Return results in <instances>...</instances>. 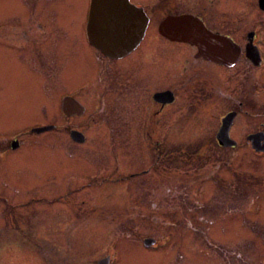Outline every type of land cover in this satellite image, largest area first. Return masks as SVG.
Wrapping results in <instances>:
<instances>
[{
	"label": "rangeland",
	"instance_id": "374dc122",
	"mask_svg": "<svg viewBox=\"0 0 264 264\" xmlns=\"http://www.w3.org/2000/svg\"><path fill=\"white\" fill-rule=\"evenodd\" d=\"M81 1L85 0H0V24L11 28L19 18L18 25L25 27L32 21L28 4H34L36 15L47 9L48 15L62 17L72 9L77 12ZM251 2L210 3L215 15L226 11L222 16L227 23L231 19L240 21L234 23L235 27L243 25L237 36L257 29L264 37V13ZM183 6L197 8L190 2ZM252 6L259 11L255 13ZM162 7L157 15L153 14L141 46L163 49L166 70L173 63L166 65L168 54L175 50L157 32L160 20L167 15ZM150 49L146 48L148 54ZM179 51L181 57L188 53ZM2 59L5 62L1 64L12 71L0 67V83L7 77L19 94L13 103L0 102V138L33 121L56 126L50 133L29 138V145L12 155L11 164L0 163V185L47 192L46 199L21 194L0 199V264H96L110 251L115 264H264V156L259 158L244 145L245 136L259 128L258 121L264 123L261 68L246 61L216 73L205 65L202 69L186 66L184 73L191 71L197 79L198 73H207V90L198 83L188 91L179 89L178 102L168 109V121L159 134L143 125L147 94L129 93V105L123 107L122 113L129 118V124L125 132L114 138L109 123L92 119L100 108V86L91 96L81 97L88 110L85 117L63 119L58 116L57 101L28 95L29 85H22V79H26L23 68L7 49ZM181 59L175 58L173 67L179 70L173 83L183 68L181 62L177 66ZM129 62L134 64L132 60L126 63ZM51 67L56 70V65ZM66 67L67 63L63 71L59 66V75H47V84L52 86L47 87L48 95L57 87V91L61 89L66 76H76L66 73ZM126 75L125 84L129 87L153 88L149 83L143 86V75H138L136 69ZM29 80L36 81L32 77ZM170 84L167 81L163 87ZM217 88L223 91L222 96L217 95ZM39 94L44 96L46 88ZM103 99L111 117L114 97L104 92ZM180 99L185 101L180 103ZM238 102L243 103L242 113L246 112L233 130L240 144L234 149H223L215 139L220 118L237 110ZM183 104L187 105L185 111ZM257 104L261 107L255 118ZM70 129L82 132L87 146L73 144ZM111 143L117 144L116 149ZM156 158L161 163L158 172L155 166L146 178L147 192L127 197L128 191L139 189L138 184L129 185L128 174L151 168ZM49 175L56 176L65 187L50 193ZM145 239H154L156 246L144 247Z\"/></svg>",
	"mask_w": 264,
	"mask_h": 264
},
{
	"label": "flooded vegetation",
	"instance_id": "af4514ba",
	"mask_svg": "<svg viewBox=\"0 0 264 264\" xmlns=\"http://www.w3.org/2000/svg\"><path fill=\"white\" fill-rule=\"evenodd\" d=\"M226 1L227 0H219L218 5H220L221 2L226 3ZM129 2L135 7L141 9L148 20L147 28L142 41L130 53L125 54L120 58H112L104 55L99 49L89 43L86 33V26L88 21L90 0L81 1L82 4L78 7L77 12L76 10L74 11L72 9L67 14H62V17L58 15H52V13L48 15L49 12L47 13V9L45 12L43 10L40 14L36 15V8L33 7L34 4H28V11L32 17V21L25 27L22 26L20 28V26L18 25L20 20L19 18L16 19L15 25L11 28H5L0 24V67L5 66L8 71H12L11 67L1 64L2 62H5L2 59V55L4 54V49H7L10 57L13 60L15 59L17 61L16 63L18 65L20 64L23 68V70L21 71L25 73L26 79H22V85H29L27 87V89L30 90L28 95L42 96L45 101H49V98L50 100H52V102L57 101L59 105L58 116L60 115L63 119H81L85 117L88 110L86 106L81 102V97L83 98V95L91 96L90 93H93V90H95L96 87L100 86L102 91L98 93H100L99 97H101L102 102L100 101L99 112H97L95 115H93V118H91L93 119V121L101 120L104 124L109 123L111 125L109 127V132L114 138H116V135L119 132H125L127 129L126 124H129V118H125V116L122 114L123 107L129 105V103L126 104V101H128L129 93H131V96L134 93L139 94L141 92H145L147 94L145 112L143 115V125L145 124V128L147 127L149 128V130L155 131L157 134H159L162 132L163 128L165 127V123L168 121V109L176 105L178 102L176 93L179 89L188 91L192 85L198 83V85L202 87L203 90H207L204 84L206 82V78L208 77L207 73H198L197 79L196 75L191 71H187L184 73V69L186 66L188 67V69H190L191 65L196 66V68L202 69V65H205L208 68L215 70L214 73H216V71L220 72V70L232 69L240 64V61H246L251 64L252 67L262 69V73L259 75V77L260 79L264 80V37L262 36L261 32L257 29H253L251 31H247L245 35L237 36V34L239 33V29L242 28L243 25L235 27L234 23H238L240 21L233 19H231V22L227 23V21L224 20L226 18L222 16V14L226 13L225 10L222 14L215 15L212 12L211 8V3L213 2V0H148L147 2H144L143 0H129ZM189 2L196 4L197 8H195L194 10L183 8V5ZM252 2H255V6H257V9L261 10L264 13V10L261 9L260 6L261 0H252ZM252 2L251 5H253ZM163 5L165 6L164 8L167 11V15H165L164 18H166L167 16L190 15L201 21L207 28V30L211 31L212 33L231 39L233 43H235L239 47L240 54L237 62L231 67L209 62L203 57L197 55L198 50L195 47L186 43L171 42L164 38L158 32V25L157 32L159 36L162 39H165L167 42L173 44L174 48L172 49L175 50L168 54V57L170 58L169 60H167L168 62L166 64L171 66V61H173L172 67L165 70L163 49H152V47L141 46L147 36L149 23L151 22V20H153L154 17L153 14L156 13L157 15L158 11H161V9H163ZM180 9H184L185 11L180 12ZM257 9L256 7L252 8L255 13L259 11H257ZM209 11H211V14ZM46 15L47 21H45ZM209 15H215V18H209ZM24 17L26 16H23V18ZM162 20H160V22ZM62 25L65 27H63ZM146 48H151L149 54L146 51ZM248 49H251L253 52H256L258 54L255 63H253L251 59L247 57ZM179 50H187L188 53H182L187 55L181 57V53ZM175 58H182L177 62V66H179L181 62L183 68L179 72L180 74H178L179 78L173 83L172 80L175 78L176 71L179 70V67L177 69L173 67ZM129 60H132L134 64H132L131 62H129L130 64H127L126 62ZM49 62H51L52 66L56 65V70L51 67V64H49ZM66 63V73H73L76 74V76H66L63 80V85L59 86L61 87V89L59 90H63L58 92L59 90L57 91L58 87L56 86L57 88L55 89V91L51 95H48L47 92L52 86L51 84H47V75H59V66L63 71H65L64 68ZM121 65L123 66L121 67ZM41 66L43 68H41ZM73 69H76L75 73L73 72ZM135 69L138 75H143V86H146V83H149L153 85V88H149L148 86L136 88L135 86L129 87V85L125 84V81L127 80L126 74L129 72H133V70L135 71ZM153 72L155 73V75H153ZM28 76L35 78L36 81L31 83ZM74 77L75 79H71ZM167 81H171V84L167 85V87H163ZM180 82H183V84L180 85ZM48 86L49 89H47ZM45 88L46 94L44 96L40 95L39 92H41L42 89ZM56 91L58 92V94H56ZM104 92L112 94L114 97L113 102L115 104V107L112 110L113 114L111 117L108 114L107 106L105 105L106 101L104 102L103 99ZM164 93H170L167 94V99H165L166 97L160 96ZM216 93L219 96L223 95V91L219 88H217ZM18 94L19 93L16 92L14 88V84L10 80H8L7 77L4 82L1 81L0 102L4 100H11L13 103V101L17 99ZM254 95L257 98V94ZM67 98L74 100L79 104V106L84 108V112L82 115L67 116L64 114L62 110V103ZM168 99L169 101H167ZM184 101L185 100L181 101L180 99V103H183ZM186 107L187 105H182L184 111L187 110ZM259 107L261 106L257 104V112L254 114L255 118L259 117ZM237 108V110H230L224 113V115L220 118V123L215 134V139L221 127L222 119L229 113H235L228 132L229 139L234 141L235 145L231 147L222 146L217 141V145L223 149H234L240 144L237 138L233 135V130L236 128L239 119H241L240 116L246 114V112L242 113L244 108L242 102H238ZM126 113L129 116L128 109L126 110ZM250 115L252 116V114ZM139 122L142 123L140 120ZM258 123L259 128L256 131H250L245 136L244 145L245 147L249 146V148L260 158L264 156V152H256L252 146L251 140L249 139V137L253 135H264V123L259 121ZM123 125H125V127H123ZM55 126V123L52 122L42 124L33 121L27 123V125L23 127L22 130L9 133L0 138V163L3 161L7 164H11L12 155L29 145V138L35 139L40 135L50 133L51 131L55 130ZM45 127H51V129L40 133H37L35 131L36 129ZM73 131L81 133L85 141L82 143L73 141L71 138V133ZM69 137L72 140L73 144L78 146H87L85 135L79 130L70 129ZM112 145L113 148L116 149L117 144L113 143ZM155 150H158V145H156ZM199 150L201 151L203 149ZM156 159V164H153L151 168L128 174L127 179L129 180V185L138 184L139 189L133 192L130 190L129 186L130 191L127 192V197L133 198L134 193L140 196L142 195V192H147V186L145 182L146 178L149 176V174L152 172V168H154L155 166H157L156 172H158V167L161 163L159 158ZM58 181L59 180L56 176L49 175L47 177V190H49L50 193L58 192L64 186ZM156 188L160 190L161 187L157 186ZM24 189L27 188L25 187ZM153 189V192L156 191L155 187H153ZM20 194L22 196L27 195L35 198H47V192L45 191L30 192L15 189L14 187H11V185H0L1 200L9 199L12 196H18ZM64 196L66 195H59L58 197ZM153 241L154 244L149 246L151 249L156 246L154 239ZM49 249L51 251L53 250V248L51 247ZM110 252H108V254L105 257L101 258L96 264L102 261H104V264L105 261L106 264H115L116 259H112V257L109 255Z\"/></svg>",
	"mask_w": 264,
	"mask_h": 264
},
{
	"label": "water",
	"instance_id": "95a60500",
	"mask_svg": "<svg viewBox=\"0 0 264 264\" xmlns=\"http://www.w3.org/2000/svg\"><path fill=\"white\" fill-rule=\"evenodd\" d=\"M260 6L264 10V0H261ZM147 24L145 14L130 4L129 0H90L87 38L91 45L106 56L120 58L130 53L142 41ZM158 32L171 42L186 43L195 47L198 56L212 63L231 67L239 58V47L231 39L212 33L201 21L190 15L167 16L160 22ZM247 57L255 63L258 54L248 49ZM167 94L170 93L160 96L166 97ZM62 110L67 116L82 115L84 112V108L70 98L64 100ZM234 116L235 113H229L222 119L216 135L218 143L222 146L235 145L228 135ZM50 129L51 127H45L35 131L40 133ZM71 138L77 143L85 141L83 135L76 131L71 133ZM249 139L256 152H264L263 134L253 135ZM153 244V239L144 240L146 247ZM98 264H104V261Z\"/></svg>",
	"mask_w": 264,
	"mask_h": 264
}]
</instances>
